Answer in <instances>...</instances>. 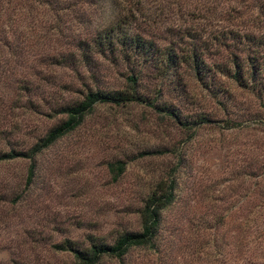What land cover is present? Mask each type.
Here are the masks:
<instances>
[{"label": "rangeland", "instance_id": "rangeland-1", "mask_svg": "<svg viewBox=\"0 0 264 264\" xmlns=\"http://www.w3.org/2000/svg\"><path fill=\"white\" fill-rule=\"evenodd\" d=\"M1 1V150L27 149L61 119L52 112L56 105L88 88L123 89L132 71L137 90L170 105L181 120L204 113L212 121L183 126L142 102L98 103L32 160H0V264H72L71 253L54 244L84 247L94 237L112 243L121 232L139 230L142 200L165 177L175 182L174 201L151 245L96 264L264 261L247 217L234 210L252 200L250 159H264L259 99L222 74L213 97L186 63L156 74L149 64L135 60L133 68L92 47L99 30L121 20L126 31L176 53L196 43L211 66L230 50L242 56L220 46V33L264 34V0ZM116 159L125 167L113 180L107 164Z\"/></svg>", "mask_w": 264, "mask_h": 264}, {"label": "trees", "instance_id": "trees-1", "mask_svg": "<svg viewBox=\"0 0 264 264\" xmlns=\"http://www.w3.org/2000/svg\"><path fill=\"white\" fill-rule=\"evenodd\" d=\"M3 2L0 0V13ZM1 23V22H0ZM122 21L110 24L99 30L92 39V47L96 52L108 53L114 57L120 56L124 60L130 61L135 68L134 61L146 63L153 67L156 74H163L169 67L176 64H188L194 71L196 77L200 80L202 86L208 90L213 97L222 90L217 85L216 74H222L229 79L239 89H247L255 98L260 101L259 113L256 118L264 124V34L256 36L251 33H237L225 31L220 33V46L230 47L242 52L235 53L232 50L227 54V58L213 61L211 66L204 63L201 58V51L196 43H191L183 54L176 53L172 47H159L154 43L140 36L138 33L126 31L121 25ZM231 33V35H229ZM5 30L0 24V40L5 39ZM216 39V37H215ZM223 39L229 41L224 42ZM217 40V39H216ZM87 48L88 44L84 43ZM91 47V48H92ZM88 51V50H87ZM91 51V50H90ZM84 56H88L83 53ZM131 68V70H133ZM128 85L123 89H86L78 99L65 101L56 105L52 112L61 115V119L50 127L41 137H39L27 149H17L9 147L6 150L0 149V160L13 158H27L32 160L34 155L47 148L58 138L76 128L83 120L84 115L98 103L123 104L129 102H142L151 107L165 112L183 126L190 124H202L212 121L207 114L200 113L192 119H180L178 113L170 105L159 103L147 94L137 90L138 74L132 71L126 76ZM156 102V103H155ZM226 124L230 119L223 120ZM226 128L232 125H226ZM264 148V142H262ZM151 153L152 151H148ZM164 151H156L163 153ZM248 178L251 187H249V196L252 200L247 202L245 207L237 204L235 212L237 217H247V230L257 239L254 251L264 250V159H258L256 156L249 161ZM33 165L30 164V172ZM125 164L122 160L116 159L107 164L108 171L113 180L123 172ZM175 182L172 178L165 177L158 179L149 190L146 197L142 200L139 207L138 219L140 228L137 231H124L114 238L112 243H106L98 238H92L88 245L79 247L73 241L64 240L54 244L58 250H67L72 255V264H96L102 257L123 256L131 247L150 246L155 236L161 214L174 201ZM244 210V211H243ZM242 221V220H240ZM244 223V221H242ZM238 222L236 227L238 231L245 229V225ZM259 238V239H258ZM260 240V241H259ZM257 255H262L261 252ZM263 256V255H262ZM245 264V263H244ZM247 264H264V261L252 259Z\"/></svg>", "mask_w": 264, "mask_h": 264}]
</instances>
